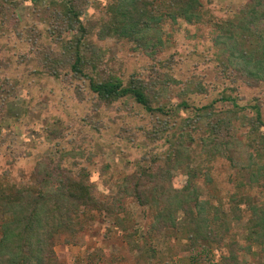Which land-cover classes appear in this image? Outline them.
Returning a JSON list of instances; mask_svg holds the SVG:
<instances>
[{"label": "rangeland", "instance_id": "rangeland-1", "mask_svg": "<svg viewBox=\"0 0 264 264\" xmlns=\"http://www.w3.org/2000/svg\"><path fill=\"white\" fill-rule=\"evenodd\" d=\"M16 1L18 9L15 5L6 10L2 8L6 0H0V194L32 186L33 171L41 160L61 164L74 175L85 170L93 194L113 205V213L81 212L77 232L56 236L51 264H192L176 237H168V233L158 237L152 231L155 210L139 206L126 194L124 184L139 175L154 156L168 152L174 133H194L198 117L193 108L224 97L245 108L239 116L246 120L242 127L237 122L232 128L228 124L219 127L217 119L214 132L223 141L236 140L233 146L240 143L239 151L254 153L252 146L264 136V127L254 135L248 121L255 118L251 107L259 106L264 122V83L246 81L227 70L215 46L220 34L217 26L233 20L247 0H200L201 22H167L162 29L166 46L155 56L125 40L100 41L97 34L110 18L107 11L113 0H80L81 18L94 27L89 39L98 50L87 56L96 65L87 74L97 82L118 79L128 85L137 81L159 93L166 88L161 101L167 115H150L132 100L101 101L92 93L89 79L70 66H59V78L51 76L53 58L74 62V54L57 39L59 25L40 18L41 8L51 0ZM167 1L156 0V15L166 12ZM183 101L188 109L182 107ZM216 109L222 114L232 106L219 103ZM152 131H163L164 137L151 141L148 134ZM205 137L198 132L191 144L195 153L192 166L212 178L210 182L204 176L198 179L202 200L219 208L223 218L237 219L240 214L246 223L250 213L244 203L249 199L263 204L261 188L246 182L239 151L233 161L217 156L208 162L202 150ZM187 179L175 172L172 183L181 188ZM216 212L220 214L215 209L211 215ZM5 220L0 213V240ZM232 232L240 240L243 230L234 228ZM151 249H157L155 256ZM220 253L215 250L217 263L204 255L196 264H220ZM247 260L248 264L258 263L252 257Z\"/></svg>", "mask_w": 264, "mask_h": 264}, {"label": "trees", "instance_id": "trees-1", "mask_svg": "<svg viewBox=\"0 0 264 264\" xmlns=\"http://www.w3.org/2000/svg\"><path fill=\"white\" fill-rule=\"evenodd\" d=\"M155 2L113 0L107 11L110 18L101 25L98 39L125 40L155 56L166 46L162 29L167 22H201L200 0H168L166 12L160 15L154 13ZM5 3L2 8L6 10L15 5L17 9L19 7L16 0H6ZM48 3L47 7L41 8L40 18L46 23L59 25L57 39L65 42L66 50L74 54L73 63H68L64 57L53 58L49 66L51 76L59 78V66H70L72 71L89 79L92 93L103 102L124 100L127 103L132 100L150 115L169 114L161 101L166 88L159 93L154 87L137 81L125 85L118 79L97 82L91 78L86 70L96 65L87 56L89 53L96 55L98 50L90 43L94 27L84 24L80 0H51ZM217 27L220 34L215 39V46L224 67L246 81L264 83V0H247L233 20ZM225 102L230 103L232 109L223 111L222 115L217 111L216 104ZM158 103L161 106L156 107ZM182 107L188 109L190 106L183 101ZM251 108L255 118L248 122L252 133L258 135L259 129L264 127L261 109L259 106ZM193 109L198 117L194 122L197 123L194 133H174L168 152L154 156L147 166L142 167L139 175L128 179L124 184L125 192L139 206L155 210L152 231L159 233L158 237L167 233L168 237H176L175 241L184 246L192 264L204 255L211 256L212 261L217 263L215 250L221 252L220 264H248L247 257L255 259L256 264H264V203L245 201L250 213L246 223H243L240 214L237 219L223 218L224 213L219 208H212L210 203L202 200L197 182L201 176L207 182L212 181L210 174L192 166L195 153L191 151V144L198 132L207 136L202 150L208 156V162L217 156L233 161L240 143L233 146L236 140H221L214 132L213 122L220 119L219 127L228 124L232 128L239 122V127H242L246 116L239 115L245 108L232 98L224 97ZM161 137H164L163 131L148 134L151 141ZM259 137V141L252 146L254 153L247 150L239 152L245 165L242 169L247 173L246 182L261 188L264 202V136ZM49 161L38 162L32 174V186L9 195L0 194V213L6 216L1 225L0 264H51L56 256V236L77 232L81 212L100 211L108 216L113 213V205L100 201L93 194V186L85 170L80 175H74L61 164L53 165ZM179 171L188 177L181 188L172 183L174 173ZM215 209L220 214L211 215ZM234 228L243 230L240 240L232 232ZM156 250L151 249L153 255Z\"/></svg>", "mask_w": 264, "mask_h": 264}]
</instances>
